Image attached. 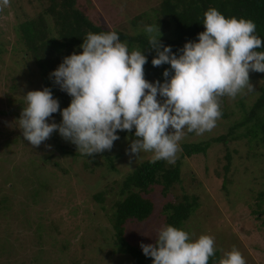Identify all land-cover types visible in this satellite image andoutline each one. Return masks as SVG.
Segmentation results:
<instances>
[{"label": "rangeland", "instance_id": "1", "mask_svg": "<svg viewBox=\"0 0 264 264\" xmlns=\"http://www.w3.org/2000/svg\"><path fill=\"white\" fill-rule=\"evenodd\" d=\"M160 2L76 0L75 8L109 32L135 37L144 31L148 37L147 20ZM43 3L10 0V6L0 11V200L6 198L5 211L0 207V264H137L116 247L111 250L110 239L100 241L102 233L95 231L110 229L113 205L122 198L119 183L123 178L139 163L152 162V153L141 152L136 159L126 154L135 130L118 131L120 138L110 151L87 157L76 149L59 152L56 144L70 142L58 132L33 147L19 129L17 120L27 106L24 95L45 85L36 63L25 54L17 27L41 12ZM46 25L53 35L48 17ZM170 33L166 28L162 36L171 38ZM249 79L254 92L220 98L222 115L215 127L202 135L185 130L180 145L210 141L241 121L258 95L264 73L250 72ZM71 99L65 96L69 104ZM61 119L57 112L47 122L59 124ZM234 135L227 145L210 142L203 154L182 159L180 150L174 163L163 160L165 167L179 165L178 180L165 195L159 185L148 188L145 198L152 203L150 217L124 227L123 238L130 247L140 250V244H153L157 230L165 226L163 205L176 204L186 196L197 207L181 230L189 233L192 242L201 235L213 237L218 253L215 264L233 248L242 253L246 264H264V142L251 140L243 127L235 129ZM117 154L111 163L105 157ZM257 204L261 212L256 214Z\"/></svg>", "mask_w": 264, "mask_h": 264}, {"label": "clouds", "instance_id": "2", "mask_svg": "<svg viewBox=\"0 0 264 264\" xmlns=\"http://www.w3.org/2000/svg\"><path fill=\"white\" fill-rule=\"evenodd\" d=\"M9 6L10 0H0V11ZM203 26L198 42L185 43L178 56L161 43L158 24L145 27L148 48L155 51L152 66L167 64L172 70L170 78L167 69L163 72L164 83L145 79L144 51L130 53L116 32L88 33L82 53L64 57L50 73L60 91L72 98L69 106L60 109L49 88L27 92V106L17 120L23 138L39 147L58 132L91 157L110 151L120 138L118 131L134 129L126 154L136 159L141 152L152 153V162L174 163L185 130L197 135L211 131L222 115L220 98L254 92L249 73H264V51H257L262 40L252 20L225 18L210 8ZM57 112L61 122L48 123ZM140 248L152 264H208L215 253L213 237L201 235L192 242L189 233L167 225L157 230L155 243ZM219 264L246 260L233 248Z\"/></svg>", "mask_w": 264, "mask_h": 264}, {"label": "trees", "instance_id": "3", "mask_svg": "<svg viewBox=\"0 0 264 264\" xmlns=\"http://www.w3.org/2000/svg\"><path fill=\"white\" fill-rule=\"evenodd\" d=\"M41 1L45 4L43 10L33 18L23 20L18 24L19 40L25 47V54L28 55L31 61L36 63L39 71L44 76L42 81L45 88L51 89L53 97L59 101L60 109H64L69 106V101L65 100L67 94L60 91L47 72H53L62 63L63 58L73 52L81 54L80 45L86 40L88 33L100 34L109 31L94 25L76 9V0ZM210 8L217 9L225 18L235 17L237 19L252 20L256 24L255 34L262 40V47L257 51H264V0H161L147 22L148 25L158 24L161 33L165 32L166 28H170L171 38L161 35L160 40L163 45L171 46L172 53L178 56L181 54L179 50L183 48L185 43L189 41L198 42V34L205 30L203 26L204 13ZM47 17L51 20L53 35H50L49 28L46 25ZM116 33L120 41L127 44L130 53L134 50L144 51L143 54L147 57L144 73L148 82L151 78L165 82L163 72L166 69L169 71V78L171 77L170 65L152 66L151 61L155 57V51L148 48L150 45L144 31L135 37ZM61 55L63 56L62 59H60ZM45 73L46 75H44ZM240 127H243L244 134L249 136L251 140H256L259 143L264 142V79L258 89L257 97L245 112L241 121L231 126L227 133L210 141L181 144L182 159L194 154H203L210 142H220L227 145L230 140L236 138L234 131ZM55 147L61 153L67 150L69 153V150L76 149V146L72 143L67 145L56 144ZM105 157L111 163V158H117L119 155L109 157L110 159L107 156ZM48 158L47 156L43 159V165L47 163ZM225 158L228 162L227 155ZM53 164L54 167H59L57 164ZM226 169L227 164L223 170L226 171ZM178 175L179 165L165 167L163 160L156 162L144 161L136 165L119 183V194L122 198L113 205L110 229L101 227L97 230L95 228L97 233H102L98 234L99 240L103 242L109 238L111 250L116 247L120 253L128 254L137 264H152V259L143 255L141 249L130 247L125 242L123 238L124 227L127 222H142L150 217L153 208L152 203L145 198L150 186L159 185L162 194L165 195L170 186L178 180ZM39 184L41 185L42 182H39ZM93 198L98 200L99 195H95ZM5 203L6 198L3 197L0 200V207L3 208L2 212L6 209ZM258 206L257 204L256 214L261 212L258 210ZM196 207L195 201L187 199L186 196H182L176 204L165 203L162 207L165 226L181 229L183 223ZM110 248L109 251H111ZM217 260L218 253L215 251L214 255L209 258L208 264H215Z\"/></svg>", "mask_w": 264, "mask_h": 264}]
</instances>
